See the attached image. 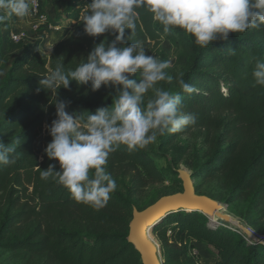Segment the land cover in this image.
Returning a JSON list of instances; mask_svg holds the SVG:
<instances>
[{"label": "trees", "instance_id": "trees-1", "mask_svg": "<svg viewBox=\"0 0 264 264\" xmlns=\"http://www.w3.org/2000/svg\"><path fill=\"white\" fill-rule=\"evenodd\" d=\"M45 1L58 14L57 22L63 18L75 27L45 58L35 51L36 44L25 47L0 80V140L16 147L15 163L0 166V215L5 212L0 222V250L39 259L41 264H141L126 241L136 208L131 196L140 187L162 183L165 178L146 148L129 152L121 146L110 155L106 170L129 178L128 196L112 193L100 210L76 203L64 187L40 176V170L56 162L44 154L51 141L47 126L55 119V107L49 103L50 93L37 92L39 79L61 60L66 70L74 69L105 37L109 43L114 39L107 33L96 38L83 33L80 20L91 0ZM137 11L136 30L128 42L139 41L147 55L161 41L170 44L177 52L176 62L185 67L180 80L196 89L191 94L177 91L184 111L196 114L195 125L159 137L160 144L174 136L194 134L204 150L193 177L221 179L237 196L253 198L255 208L264 210V87L254 85L251 76L253 57L264 59V26L200 48L178 29L164 34L150 13ZM13 21L16 18L0 24V30ZM2 46L0 32V63L6 60ZM114 95L111 86L92 92L90 85L72 82L69 89L58 90L57 99L70 101L69 113L82 114L110 106ZM207 223L201 213L179 211L156 225L155 230H161L157 235H165L169 226L174 232L165 264H198L193 243L215 252L216 258L207 264H264V245L248 244L233 231Z\"/></svg>", "mask_w": 264, "mask_h": 264}, {"label": "clouds", "instance_id": "clouds-1", "mask_svg": "<svg viewBox=\"0 0 264 264\" xmlns=\"http://www.w3.org/2000/svg\"><path fill=\"white\" fill-rule=\"evenodd\" d=\"M138 9L150 13L164 34L178 29L200 48L264 26V0H91L84 7L83 33L92 38L107 33L114 39L109 43L105 37L74 69L66 70L61 60L39 79L37 92L50 93L49 103L55 107L44 154L56 162L40 170V176L56 181L76 203L95 210L104 208L117 189L106 170L112 153L121 146L129 152L143 150L159 137L182 133L197 121L196 114L184 111L180 92L161 86L173 83L166 71L169 63L147 55L139 41L128 42L136 30ZM29 13L30 0H0V24ZM251 76L254 85L264 87V59L253 57ZM72 82L90 85L92 92L111 86L113 102L94 113H69L70 101L58 100L57 95ZM178 85L185 94L196 91L183 80ZM15 152V145L0 140V166L15 163Z\"/></svg>", "mask_w": 264, "mask_h": 264}, {"label": "rangeland", "instance_id": "rangeland-1", "mask_svg": "<svg viewBox=\"0 0 264 264\" xmlns=\"http://www.w3.org/2000/svg\"><path fill=\"white\" fill-rule=\"evenodd\" d=\"M38 1L41 12L46 15L47 23L44 25L46 27H41L39 32H34L33 28L38 25V20L32 13H29L25 18H16V21L9 24L10 26L0 30L3 37L1 51L6 59L0 63V80L4 77L11 61L20 56L25 47L36 44L35 51L45 58L50 54L56 43L66 40L73 32L75 25L72 22L64 23L63 18V22H57L56 17L58 14L46 6L45 0ZM20 31L26 34L24 41L16 44L11 43L8 39L9 35ZM151 55L169 63V68L166 71L173 76V83L169 85L162 82L161 86L178 91V81L185 67L176 62V50L167 42L161 41L157 47L151 50ZM146 150L153 157L155 166L160 169L165 178L162 183L148 184L145 187H140L131 196V201L137 209L142 210L163 196L182 192V183L178 176V170H183L192 175L196 193L208 196L218 202L222 206L221 212L228 215L234 221V224H231L218 219L211 221L207 218V225L218 226L219 228L223 226L225 229L244 237L248 244L256 245V241H260L264 245V210L261 211L255 208L253 198L237 196L233 191V187H227L221 179L215 178L209 181H200L193 177L196 169L199 167L198 162L201 160V153L204 150L201 139L197 138L194 134H186L174 136L169 143L162 145L158 138V142L149 145ZM111 175L117 182V189L114 194L126 198L130 184L129 178L119 173ZM4 215L5 212L0 215V222L3 220ZM168 228L165 235L162 233L157 235L161 230H155V226L149 233L150 240L158 249V255L162 264L167 262L168 246L174 244V232L170 230L171 226ZM193 245L192 254L196 255L194 256V262L207 264L216 258L215 252L211 248L197 243H193ZM0 264H41V261L39 259L29 260L23 254L4 253L0 250Z\"/></svg>", "mask_w": 264, "mask_h": 264}, {"label": "water", "instance_id": "water-1", "mask_svg": "<svg viewBox=\"0 0 264 264\" xmlns=\"http://www.w3.org/2000/svg\"><path fill=\"white\" fill-rule=\"evenodd\" d=\"M178 176L182 183V192L163 196L141 211L136 208L132 210L126 241L138 253L141 264H162L158 249L149 238V232L172 213L198 212L211 221L218 219L234 224L228 215L221 212L222 206L218 202L195 193L193 181L188 172L178 170ZM256 243L263 244L260 241Z\"/></svg>", "mask_w": 264, "mask_h": 264}, {"label": "built area", "instance_id": "built-area-1", "mask_svg": "<svg viewBox=\"0 0 264 264\" xmlns=\"http://www.w3.org/2000/svg\"><path fill=\"white\" fill-rule=\"evenodd\" d=\"M30 13H32L35 16V18H37V20H38V25H36L33 28L34 32H39L41 27H46V26H44L47 23L46 22V20H47L46 15L41 12L40 4H39L38 0H30ZM25 37H26V34L24 32H21V31L11 33L9 35L10 41L14 44L24 41Z\"/></svg>", "mask_w": 264, "mask_h": 264}, {"label": "crops", "instance_id": "crops-1", "mask_svg": "<svg viewBox=\"0 0 264 264\" xmlns=\"http://www.w3.org/2000/svg\"><path fill=\"white\" fill-rule=\"evenodd\" d=\"M48 7V5H46Z\"/></svg>", "mask_w": 264, "mask_h": 264}, {"label": "bare ground", "instance_id": "bare-ground-1", "mask_svg": "<svg viewBox=\"0 0 264 264\" xmlns=\"http://www.w3.org/2000/svg\"><path fill=\"white\" fill-rule=\"evenodd\" d=\"M150 233V232H149Z\"/></svg>", "mask_w": 264, "mask_h": 264}]
</instances>
